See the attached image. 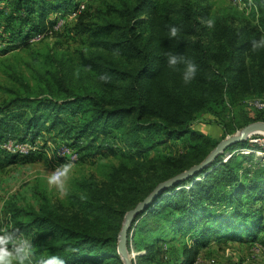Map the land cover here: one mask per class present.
<instances>
[{
	"label": "trees",
	"instance_id": "trees-1",
	"mask_svg": "<svg viewBox=\"0 0 264 264\" xmlns=\"http://www.w3.org/2000/svg\"><path fill=\"white\" fill-rule=\"evenodd\" d=\"M54 2L48 7L43 0H0V56L63 32L81 41L73 55L58 53L56 44L38 54L30 80L9 73L14 81L0 85L7 98L0 103V127L10 115L20 116L24 126L18 138L0 129V153L10 162L38 159L45 140L36 139L44 129L75 149L79 160L87 155L118 160L102 166L100 180L91 173L71 181L66 197L53 196L40 183L29 189L32 201L8 197L7 225L31 235L38 254H59L67 264H123L117 236L125 212L159 182L201 162L225 135L264 120V111L242 116V122L234 113L244 99L264 94V49L251 50V42L264 35V8L259 5L256 17L231 6L211 11L207 0H103L91 7L85 0ZM81 2L75 19L54 30ZM208 18L215 20L212 29L204 23ZM169 26L181 29L177 38H169ZM37 34L40 40L28 42ZM167 52L197 64L190 84L183 83V65L181 71L168 68ZM103 73L111 82L98 79ZM18 102L29 104L28 115L17 109ZM204 116L221 137L193 127ZM8 140L30 141L36 150L12 153L2 146ZM175 140L184 141L182 152L150 156ZM246 146L247 140L229 146L137 215L127 240L128 251L139 252L133 264H159L166 255L163 243L174 236L182 239L177 264H194L212 242H257L264 248V164L253 154L225 159V152Z\"/></svg>",
	"mask_w": 264,
	"mask_h": 264
},
{
	"label": "rangeland",
	"instance_id": "rangeland-1",
	"mask_svg": "<svg viewBox=\"0 0 264 264\" xmlns=\"http://www.w3.org/2000/svg\"><path fill=\"white\" fill-rule=\"evenodd\" d=\"M47 2L48 7L55 5V0H43ZM87 5L94 6L98 3H102L103 0H85ZM210 4L211 11L220 12L223 9L231 6L234 9H237L244 14H250L251 11L255 12V16H258L259 5L264 8V0H239L242 8H239L236 3L232 0H207ZM82 7L85 3L81 2L79 5ZM61 13V12H59ZM252 13V12H251ZM57 26V25H56ZM56 44V45H55ZM81 44L80 38L77 36L65 35L64 32L51 35L39 41L35 44L26 46L14 47L11 50L7 51L4 55L0 56V85L11 84L13 79H10L9 73L23 74L27 80H30V68L31 66L37 65L34 62V58L43 53L45 50L56 46V50L61 54H70L73 55V49L78 48ZM1 47V44H0ZM2 67L9 69L7 74H4ZM12 80V81H10ZM10 82V83H9ZM264 97V94L257 97L246 98L241 102V107L235 110L237 122H242V116H255V111L251 109L247 102L252 98ZM7 100L6 95L2 90H0V103ZM17 109L22 110V115H28V112L25 109L29 104L27 102H18L16 104ZM15 107L12 108L11 112H15ZM18 110V111H19ZM10 119L6 118L8 121L7 125L0 127L3 132L9 133L12 137H20L23 135V119H20V116L17 117L10 115ZM208 116H204L194 122L193 127L199 129L203 132H206L213 137H221V131L218 126H216ZM259 121V120H256ZM243 127V126H242ZM242 127L238 128L236 131L240 130ZM44 130V129H43ZM235 131V132H236ZM234 132V133H235ZM233 134V133H232ZM231 135V134H227ZM225 135V136H227ZM224 136V137H225ZM260 136L263 137L264 134H254L253 137ZM38 139V138H37ZM36 139V140H37ZM65 144L64 140H58L55 142L57 144ZM158 146V149L152 150L150 156L158 154H177L184 150V141L175 140L165 142ZM39 144V143H38ZM67 145V144H65ZM39 146V145H37ZM51 147V150H48L44 155H40L38 159L36 157H26V158H16L15 162H10V159L5 155V153H0V224H8V214L7 209L4 207V200L10 196H15L17 200H30L32 201V194L29 193V189L37 183L43 184L47 187V190H50L53 196H60L57 191L50 187L47 183L48 174L57 166L66 161H59L56 157V148ZM41 146H39V149ZM44 148L40 149V152ZM229 152H225V157ZM83 154V151L81 152ZM8 160V162H6ZM79 160V159H77ZM74 162V171L71 181L84 177L88 174H94L97 179H102V166L105 164H113L117 162V158L113 156H98L97 158L92 159L89 155L85 156L82 160ZM38 186V185H37ZM34 199V198H33ZM29 237V236H28ZM173 237V236H168ZM31 239L33 237L30 235ZM167 239L163 243L164 248H166V255L163 258L161 264H177V258L180 259L179 246L182 244V239L178 236H174V239ZM185 240V238H184ZM35 243V241H33ZM139 252H130L132 259ZM41 255L37 253V256ZM197 259L200 260L199 264H264V248L257 242L253 244L249 243H233L227 242L225 244H214L209 243L208 246L201 248L198 254ZM166 263H165V262ZM159 262V264H160Z\"/></svg>",
	"mask_w": 264,
	"mask_h": 264
},
{
	"label": "clouds",
	"instance_id": "clouds-1",
	"mask_svg": "<svg viewBox=\"0 0 264 264\" xmlns=\"http://www.w3.org/2000/svg\"><path fill=\"white\" fill-rule=\"evenodd\" d=\"M205 25L212 29L215 26V20L208 18L204 20ZM181 29L178 26H169V38H177ZM264 49V35L258 40L251 42L253 52ZM115 55H119V50H115ZM168 68L173 71H181L183 65L182 80L185 85L190 84L198 72L197 64L183 54L173 52L165 53ZM98 79L103 83L111 82V76L108 73L99 75ZM74 171V162L67 160L54 168L47 176V183L54 188L61 197L69 194V182L72 179ZM81 200L86 196L81 195ZM34 240L26 236L20 229L13 225L0 224V264H67L66 259L59 254H41L37 256L38 246ZM69 253H75V248L66 249Z\"/></svg>",
	"mask_w": 264,
	"mask_h": 264
},
{
	"label": "water",
	"instance_id": "water-1",
	"mask_svg": "<svg viewBox=\"0 0 264 264\" xmlns=\"http://www.w3.org/2000/svg\"><path fill=\"white\" fill-rule=\"evenodd\" d=\"M254 134H264V120L250 122L235 133L225 136L215 145L213 149H211L201 162L190 166L189 168L164 181L159 182L143 200L138 202L133 208L127 210L124 214L123 222L117 236V252L119 253L123 264H133L132 256L127 249L128 232L130 227L137 215L145 211L157 195L161 194L166 188H169L177 184L179 181L207 168L215 160V158L219 154L223 153L229 146L246 141L249 136Z\"/></svg>",
	"mask_w": 264,
	"mask_h": 264
},
{
	"label": "built area",
	"instance_id": "built-area-1",
	"mask_svg": "<svg viewBox=\"0 0 264 264\" xmlns=\"http://www.w3.org/2000/svg\"><path fill=\"white\" fill-rule=\"evenodd\" d=\"M232 1L234 3H236L239 8H242L239 0H232ZM82 8L83 7L80 4L78 9H76V10L73 9L71 12H69L67 14V16L65 18H59L57 20L56 24L54 25L53 29L57 30L63 25V23L65 21H71V20L75 19L77 13ZM41 38H42V34H37V35L31 37L28 40V42H30V43L36 42V41L40 40ZM247 104L251 109H253L255 111H264V97L252 98L247 102ZM247 142H248V146L237 148L234 151L229 152L226 155L225 159L228 158L229 156H231L232 154H245V155L253 154L254 160H258L259 162L264 164V136L263 137H260V136L253 137V135L249 136L247 139ZM254 145L259 146V148H254L253 147ZM2 146L6 150H8L12 153L27 154V153H29V151H35L36 150L35 143H31L30 141H26L23 143H16L14 141L8 140V141L4 142ZM55 147H57L56 148V157L57 158H62V159H64V161H67V160L75 161L78 159L77 151L75 149L71 148L70 146L61 143V144H57ZM199 263H200L199 259H196L194 262V264H199Z\"/></svg>",
	"mask_w": 264,
	"mask_h": 264
},
{
	"label": "crops",
	"instance_id": "crops-1",
	"mask_svg": "<svg viewBox=\"0 0 264 264\" xmlns=\"http://www.w3.org/2000/svg\"><path fill=\"white\" fill-rule=\"evenodd\" d=\"M37 138V142H39V144H42L43 140H45V147L43 149V153H47L48 150H51V147L55 146V142L58 141L57 138H54L53 130H41L40 135Z\"/></svg>",
	"mask_w": 264,
	"mask_h": 264
}]
</instances>
